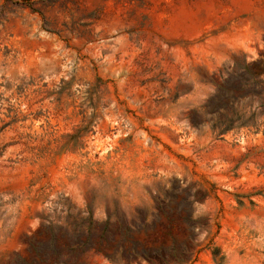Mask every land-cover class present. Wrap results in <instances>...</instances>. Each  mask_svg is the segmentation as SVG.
<instances>
[{"label": "rangeland", "instance_id": "rangeland-1", "mask_svg": "<svg viewBox=\"0 0 264 264\" xmlns=\"http://www.w3.org/2000/svg\"><path fill=\"white\" fill-rule=\"evenodd\" d=\"M0 264H264V0H0Z\"/></svg>", "mask_w": 264, "mask_h": 264}, {"label": "bare ground", "instance_id": "bare-ground-1", "mask_svg": "<svg viewBox=\"0 0 264 264\" xmlns=\"http://www.w3.org/2000/svg\"><path fill=\"white\" fill-rule=\"evenodd\" d=\"M36 128V127H35Z\"/></svg>", "mask_w": 264, "mask_h": 264}]
</instances>
